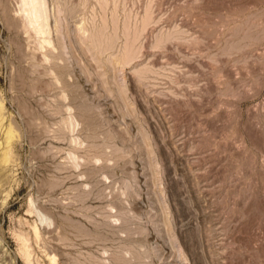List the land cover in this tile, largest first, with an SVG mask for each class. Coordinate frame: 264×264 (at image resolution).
Returning <instances> with one entry per match:
<instances>
[{"label": "rangeland", "instance_id": "rangeland-1", "mask_svg": "<svg viewBox=\"0 0 264 264\" xmlns=\"http://www.w3.org/2000/svg\"><path fill=\"white\" fill-rule=\"evenodd\" d=\"M0 264H264V0H0Z\"/></svg>", "mask_w": 264, "mask_h": 264}, {"label": "bare ground", "instance_id": "bare-ground-1", "mask_svg": "<svg viewBox=\"0 0 264 264\" xmlns=\"http://www.w3.org/2000/svg\"><path fill=\"white\" fill-rule=\"evenodd\" d=\"M33 1H38V0H33ZM29 2H30V1H29ZM35 3H36V2H35ZM26 4H27V3H26ZM30 4H31V3H30ZM37 4H39V3H37ZM37 6H38V5H37ZM40 7H41V6H40V4H39V7H38V8L40 9ZM38 8L36 7L37 11L35 10V11H36V15L40 14L39 12H41ZM41 9H42V7H41Z\"/></svg>", "mask_w": 264, "mask_h": 264}]
</instances>
